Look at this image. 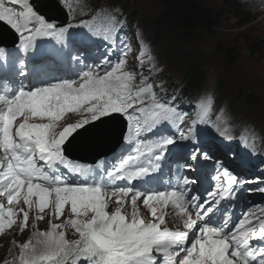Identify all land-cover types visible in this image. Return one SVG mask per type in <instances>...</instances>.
I'll return each instance as SVG.
<instances>
[{
	"label": "snow or ice",
	"instance_id": "snow-or-ice-1",
	"mask_svg": "<svg viewBox=\"0 0 264 264\" xmlns=\"http://www.w3.org/2000/svg\"><path fill=\"white\" fill-rule=\"evenodd\" d=\"M49 8L65 9L64 22L30 0H0V23L15 34L12 48L0 46V234L33 230L17 244L19 264H264V204L248 201L236 215L221 203L256 181L214 160L205 145L215 138L197 128L211 122V98L189 111L165 99L144 74L142 41L129 69L115 13L101 29L71 0ZM112 139L121 150L110 159L67 155ZM203 161H214L210 178Z\"/></svg>",
	"mask_w": 264,
	"mask_h": 264
},
{
	"label": "rangeland",
	"instance_id": "rangeland-1",
	"mask_svg": "<svg viewBox=\"0 0 264 264\" xmlns=\"http://www.w3.org/2000/svg\"><path fill=\"white\" fill-rule=\"evenodd\" d=\"M74 1L78 11L83 10L82 5L90 11L121 6L129 16L130 25L140 30L152 46L156 58L154 68L163 75L164 83L179 88L183 86L180 68L171 58L172 49L183 34L167 29L156 36L152 31V28L156 31L162 29L165 7L160 0ZM231 1L202 0L203 6L215 13L216 28L211 36L198 29L190 36L185 48L174 55L183 53L185 58L194 59L203 68L207 77L204 92L213 91L218 107L226 109L236 124H249L264 135V0H238L236 6ZM226 51L232 52L234 62L229 61ZM248 96H256V103L248 104L245 99ZM20 206L24 207L22 203ZM63 219L55 222L61 223ZM38 228L47 231V215L38 223ZM32 231L29 228L22 234L18 230L0 234V264L5 261L19 264L17 244L30 239ZM67 238L78 237L69 229Z\"/></svg>",
	"mask_w": 264,
	"mask_h": 264
},
{
	"label": "trees",
	"instance_id": "trees-1",
	"mask_svg": "<svg viewBox=\"0 0 264 264\" xmlns=\"http://www.w3.org/2000/svg\"><path fill=\"white\" fill-rule=\"evenodd\" d=\"M165 7V13L162 19V29L160 31H152L158 36L161 31L173 29L183 34L182 39H178L175 47L172 49L171 58L179 66L187 88L193 91H200L205 84V71L200 68L194 59L185 58L183 53L176 54L180 49H184L193 35L198 29L212 35L213 30L217 26V18L215 13L206 9L202 0H160ZM232 5H238V0H232ZM247 24V23H246ZM226 56L230 62H234V55L231 51H226ZM248 104L256 103V96H248L245 98Z\"/></svg>",
	"mask_w": 264,
	"mask_h": 264
},
{
	"label": "water",
	"instance_id": "water-1",
	"mask_svg": "<svg viewBox=\"0 0 264 264\" xmlns=\"http://www.w3.org/2000/svg\"><path fill=\"white\" fill-rule=\"evenodd\" d=\"M42 12H48L49 16L52 19L57 20V17L54 13H51L41 2H38V6ZM14 38L7 32V30L0 26V46L7 47L8 45H13ZM121 145L116 142L115 139H112L101 148L95 151H81V150H72L67 153L71 158L80 161H88L93 163L101 154H106L109 156L114 154L119 149Z\"/></svg>",
	"mask_w": 264,
	"mask_h": 264
},
{
	"label": "bare ground",
	"instance_id": "bare-ground-1",
	"mask_svg": "<svg viewBox=\"0 0 264 264\" xmlns=\"http://www.w3.org/2000/svg\"><path fill=\"white\" fill-rule=\"evenodd\" d=\"M50 1H52V0H47L46 8H47L51 13L56 14V13H55L56 10H53V9H50V8H49V5L52 4Z\"/></svg>",
	"mask_w": 264,
	"mask_h": 264
}]
</instances>
